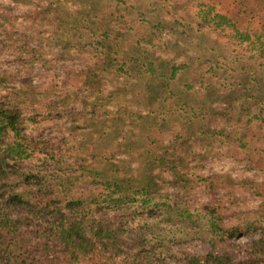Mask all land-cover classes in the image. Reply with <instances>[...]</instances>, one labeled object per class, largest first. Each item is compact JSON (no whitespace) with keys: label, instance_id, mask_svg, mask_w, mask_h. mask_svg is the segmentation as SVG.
<instances>
[{"label":"trees","instance_id":"1","mask_svg":"<svg viewBox=\"0 0 264 264\" xmlns=\"http://www.w3.org/2000/svg\"><path fill=\"white\" fill-rule=\"evenodd\" d=\"M14 1L0 49L75 66L0 70V264H264V0Z\"/></svg>","mask_w":264,"mask_h":264},{"label":"rangeland","instance_id":"2","mask_svg":"<svg viewBox=\"0 0 264 264\" xmlns=\"http://www.w3.org/2000/svg\"><path fill=\"white\" fill-rule=\"evenodd\" d=\"M0 3L3 4L5 7L9 9L8 12H13L15 14H22L26 9H28V5L17 3L14 0H0ZM68 3V2H67ZM69 4V3H68ZM29 20V19H27ZM24 21V24H16L15 26L18 27V29L24 28V27H32L30 25V21ZM21 21V19H20ZM256 23V22H255ZM36 28L38 27V24L34 25ZM18 30L20 32L25 31L24 33L26 35H29L32 33L31 30ZM19 32V33H20ZM33 44L35 42H32ZM44 45V44H43ZM59 51L58 46H50V47H44L43 52V62L37 61L33 62L31 66H25L24 64H21V62L16 61V59L10 54L8 49H0V70L6 71V72H12L15 75V85L19 86L23 89L27 88L26 86L32 83L35 85L36 89L41 91L45 89L47 82L53 77L56 79L61 78L63 76V71L67 67H74L75 63L71 62L70 60H61L59 59V55L57 52ZM71 92V91H70ZM64 96V94H60V97ZM69 125V121H67L65 118L59 119L55 124H48L47 128L45 129L47 134L52 135H61V133L67 134V126ZM235 165L230 163L229 161H221V162H207L205 164L203 173L213 172V171H227L230 170V172L235 175V177L238 176V172L235 171ZM237 172V173H236ZM251 176L254 175V177H261L262 175L260 173H250ZM242 239V238H241ZM239 239V240H241ZM180 248L183 249H189L191 252L195 253H201L204 246L201 243L193 244L191 246H188V244L179 245Z\"/></svg>","mask_w":264,"mask_h":264},{"label":"crops","instance_id":"3","mask_svg":"<svg viewBox=\"0 0 264 264\" xmlns=\"http://www.w3.org/2000/svg\"><path fill=\"white\" fill-rule=\"evenodd\" d=\"M221 161H228V160H220V161H213V162H221ZM213 162H211V163H213ZM230 163H232L233 165H235V171H237L236 173L237 174H239L240 173V171H241V169H242V166L241 165H239V164H237V163H234V162H232V161H229ZM227 171H229L230 172V170H227ZM213 172H222V171H213ZM231 173V172H230ZM250 173H254V172H247V174L249 175V176H251L250 175ZM232 174V173H231ZM233 175V174H232ZM233 176H235V175H233Z\"/></svg>","mask_w":264,"mask_h":264}]
</instances>
